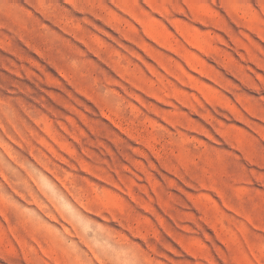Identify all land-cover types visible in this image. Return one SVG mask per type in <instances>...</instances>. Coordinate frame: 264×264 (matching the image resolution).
Segmentation results:
<instances>
[{
  "label": "rangeland",
  "instance_id": "obj_1",
  "mask_svg": "<svg viewBox=\"0 0 264 264\" xmlns=\"http://www.w3.org/2000/svg\"><path fill=\"white\" fill-rule=\"evenodd\" d=\"M0 264H264V0H0Z\"/></svg>",
  "mask_w": 264,
  "mask_h": 264
}]
</instances>
